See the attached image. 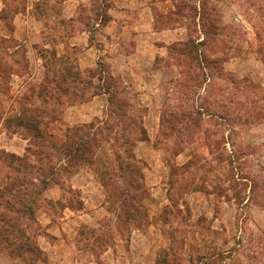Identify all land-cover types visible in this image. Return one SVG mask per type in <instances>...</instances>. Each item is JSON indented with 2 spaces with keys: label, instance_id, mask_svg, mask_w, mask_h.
Returning <instances> with one entry per match:
<instances>
[{
  "label": "rangeland",
  "instance_id": "1",
  "mask_svg": "<svg viewBox=\"0 0 264 264\" xmlns=\"http://www.w3.org/2000/svg\"><path fill=\"white\" fill-rule=\"evenodd\" d=\"M63 1L0 0V187L17 175L5 153L28 155L36 169L56 165L53 157H40L48 152L40 140L15 126L22 113L39 109V128L57 144L67 129L105 118L106 94L103 105L87 106L92 98L71 105L53 83L44 91V60L80 71L84 84L88 71L101 69L103 78L113 76L119 99L147 137L136 136L133 147L144 162L147 218L139 229L116 232L98 171L113 173L117 163L111 143L102 141L91 166L51 175L54 182L36 197L29 234L44 255L33 264H264V0H150L154 30L163 34L154 41L146 31L123 30L112 43L94 29L107 22L110 3L69 0L63 10ZM200 14L204 29L216 34L203 36ZM138 19L130 14L126 21ZM81 32H89L91 63L81 61L84 50L72 45ZM191 37L218 61L211 81L200 88L190 81L177 85L181 70L168 53L171 44ZM66 59L67 67L60 65ZM70 86L62 87L90 95L91 88ZM204 103L224 119L205 118L181 129L170 116L162 127L163 112L180 114ZM0 264L25 263L0 250Z\"/></svg>",
  "mask_w": 264,
  "mask_h": 264
},
{
  "label": "trees",
  "instance_id": "2",
  "mask_svg": "<svg viewBox=\"0 0 264 264\" xmlns=\"http://www.w3.org/2000/svg\"><path fill=\"white\" fill-rule=\"evenodd\" d=\"M5 9L2 14L6 13ZM197 9L191 7L190 10L196 14ZM197 16L203 25L205 18L201 14ZM217 32L216 29L213 32L204 29V25L202 26L203 36ZM196 44L191 37L186 42L174 43L168 47L169 56L174 59L175 66L181 70L178 86L190 81L195 84V87L200 88L204 83L211 81L212 72L218 68V61L206 57ZM66 60L67 62H59L60 65L64 64L67 67L70 62ZM260 60L264 63L262 53H260ZM44 61L46 85L44 91L48 92L47 84L53 83L56 90L66 92L72 98L71 105L82 104L97 95L106 94L107 105L104 119H94L89 123L67 129L65 141L60 144L52 142L50 135L39 128L38 123L41 121L40 117L43 116L39 109L37 113L31 115L22 113L15 119L17 128L24 130V134L29 137L40 140V148L48 150V152L40 151V157L45 154L46 161L51 162V157L57 160L56 165L51 163L48 166V170L36 169L28 162L29 158L26 154L22 156L4 154L5 161L15 164L13 168L8 167L17 175L14 177V182L0 187V250L11 258L22 259L25 264L42 261L41 256L44 255L29 234V229L36 223L34 217L37 207L36 197L48 188L50 182H54L51 175L60 176L83 166H91L92 154L102 141L111 143L117 163V170L113 173L98 171V180L105 193L106 209L114 217L116 232L123 234L128 227L139 229L140 226L146 224L147 218L143 204L146 192L143 182L144 162L138 159L133 151L136 136L142 135L139 141H145L147 137L134 118L132 110L127 109L126 100L119 99L120 92L113 76L108 74L107 78H103L101 69L90 70L88 71L89 79H85L84 84L80 71L75 68L74 72H69L66 71L67 68L57 69L53 64ZM95 77L100 85L99 83L92 85L90 79ZM68 82L73 91L76 89V84H80L85 90L91 88L90 95L86 97L74 94V92L70 94L69 88L62 87ZM50 91L53 92V88ZM191 109L182 111L180 114L163 112L161 114L162 127L164 124H169L170 116H173V120L180 128H184L187 123L198 125L202 120H206L205 118L224 119L221 113L215 114L211 108L209 109L207 103ZM8 195L11 196L10 199ZM84 235L85 233H81L82 237ZM89 235L91 238L96 237L99 241V236H95L93 232ZM83 240L88 239L84 237ZM156 264L159 262L156 261Z\"/></svg>",
  "mask_w": 264,
  "mask_h": 264
},
{
  "label": "crops",
  "instance_id": "3",
  "mask_svg": "<svg viewBox=\"0 0 264 264\" xmlns=\"http://www.w3.org/2000/svg\"><path fill=\"white\" fill-rule=\"evenodd\" d=\"M88 0H72L74 4L78 5L80 2L86 3ZM111 5L108 7L106 14L108 16V20L105 24L99 25L96 24L95 28H99L98 31L104 35L107 43L113 39L119 40L121 34H123V30H127L128 32H137L138 35L141 34L142 31H146L149 34V37L154 41L157 39V36L163 34L162 32H156L153 27V13L152 8L149 4L150 0H105ZM63 10L65 9L66 4H69V0H65L62 3ZM130 14L138 15L139 19L136 22H127L126 19L129 18ZM69 18V17H68ZM88 33L89 32H81V34L73 37L72 45L80 46L84 50L82 53L81 61L88 60L90 62L92 55L90 51L92 50V45L88 42ZM97 32H95L96 35ZM150 39V40H151ZM150 45H154L153 41L149 42ZM120 55V54H119ZM131 54H127L129 56ZM126 56V57H127ZM106 97L105 94H100L92 98L87 106L98 105L105 103Z\"/></svg>",
  "mask_w": 264,
  "mask_h": 264
}]
</instances>
